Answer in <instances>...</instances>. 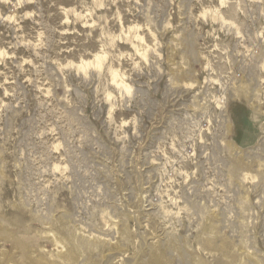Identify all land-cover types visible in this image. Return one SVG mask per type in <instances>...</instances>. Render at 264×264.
I'll return each mask as SVG.
<instances>
[{
    "label": "rangeland",
    "instance_id": "374dc122",
    "mask_svg": "<svg viewBox=\"0 0 264 264\" xmlns=\"http://www.w3.org/2000/svg\"><path fill=\"white\" fill-rule=\"evenodd\" d=\"M1 232L0 264H264V0H0Z\"/></svg>",
    "mask_w": 264,
    "mask_h": 264
},
{
    "label": "bare ground",
    "instance_id": "6f19581e",
    "mask_svg": "<svg viewBox=\"0 0 264 264\" xmlns=\"http://www.w3.org/2000/svg\"><path fill=\"white\" fill-rule=\"evenodd\" d=\"M99 3V2H98ZM75 16V15H74ZM207 16V15H206ZM223 25V24H222ZM234 26V25H233ZM128 34V33H127ZM239 34V33H238ZM145 56V55H144ZM261 60V59H260ZM103 62H104V57H102V56H97V67H98V69L99 68H101V66L103 65ZM87 65V64H86ZM88 66V65H87ZM96 66V65H95ZM79 67V66H78ZM85 66H82V69H85L84 68ZM93 67V66H92ZM263 67V66H262ZM79 71V70H78ZM114 75V74H113ZM115 75H116V73H115ZM114 75V76H115ZM119 77V76H118ZM129 90V89H128ZM128 99V98H127ZM114 101V100H113ZM110 104V103H109ZM248 180V179H247ZM2 233V232H1ZM77 238H82L81 236H82V234L80 233L79 235H75ZM100 236V235H99ZM0 238H5V235L2 233V234H0ZM77 238H72V240H73V242H74V244H75V246H77V247H80V248H83V249H89V248H94L95 249V247L97 248V249H99L100 247H102V246H111L112 244H111V242H112V240H111V242H109L110 240H107L106 238H102V237H97V236H90V237H83L82 239H77ZM94 243V244H93ZM15 245H18L19 243L17 242V241H15V243H14ZM113 246V245H112ZM111 246V247H112ZM99 247V248H98ZM113 248V247H112ZM93 250V249H92ZM106 250H108V249H106ZM113 250V249H112ZM72 253L71 254H69L68 256H67V258L68 259H71V258H73V256H74V254H73V252H75V251H71ZM102 252V251H101ZM105 253V252H104ZM158 254V253H157ZM160 255V254H159ZM163 255V254H162ZM119 256H123V254H120ZM164 258V257H163ZM115 260V255H113V251H110V252H108L107 254H104V261H103V263L104 264H112V262ZM163 260V259H162ZM164 262V261H163ZM128 264H132L130 261H128ZM161 264V263H160Z\"/></svg>",
    "mask_w": 264,
    "mask_h": 264
}]
</instances>
